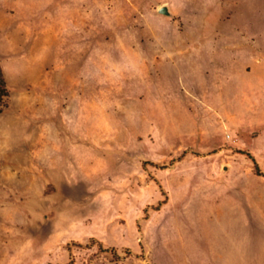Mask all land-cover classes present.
Returning a JSON list of instances; mask_svg holds the SVG:
<instances>
[{"label": "rangeland", "instance_id": "1", "mask_svg": "<svg viewBox=\"0 0 264 264\" xmlns=\"http://www.w3.org/2000/svg\"><path fill=\"white\" fill-rule=\"evenodd\" d=\"M0 67V264H264V0H0Z\"/></svg>", "mask_w": 264, "mask_h": 264}, {"label": "trees", "instance_id": "2", "mask_svg": "<svg viewBox=\"0 0 264 264\" xmlns=\"http://www.w3.org/2000/svg\"><path fill=\"white\" fill-rule=\"evenodd\" d=\"M7 94H8V91L6 88V83H5V80H4V77L2 74V70L0 67V105L2 104L4 98L7 96ZM253 162H254V159H253ZM254 166L257 167L255 162H254Z\"/></svg>", "mask_w": 264, "mask_h": 264}, {"label": "water", "instance_id": "3", "mask_svg": "<svg viewBox=\"0 0 264 264\" xmlns=\"http://www.w3.org/2000/svg\"><path fill=\"white\" fill-rule=\"evenodd\" d=\"M159 12L162 13V14H167L168 13V10L166 7L162 6L160 9H159Z\"/></svg>", "mask_w": 264, "mask_h": 264}]
</instances>
